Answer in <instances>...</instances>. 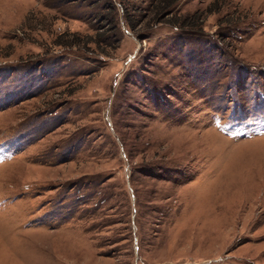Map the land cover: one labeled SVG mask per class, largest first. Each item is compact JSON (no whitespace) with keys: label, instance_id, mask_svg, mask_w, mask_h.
Returning <instances> with one entry per match:
<instances>
[{"label":"rangeland","instance_id":"obj_1","mask_svg":"<svg viewBox=\"0 0 264 264\" xmlns=\"http://www.w3.org/2000/svg\"><path fill=\"white\" fill-rule=\"evenodd\" d=\"M164 6L0 0V264H264V0Z\"/></svg>","mask_w":264,"mask_h":264},{"label":"trees","instance_id":"obj_2","mask_svg":"<svg viewBox=\"0 0 264 264\" xmlns=\"http://www.w3.org/2000/svg\"><path fill=\"white\" fill-rule=\"evenodd\" d=\"M121 1H127V0H121ZM158 2L160 3V4H163L164 3V7H166V8H169V7H171L175 2H176V0H158ZM161 13V12H160ZM160 13H157V16H159L160 15ZM127 19H126V21H127V25L131 28V29H135V25L133 24V22H132V20L129 18V14H128V10L126 9V11H125V15H124Z\"/></svg>","mask_w":264,"mask_h":264}]
</instances>
